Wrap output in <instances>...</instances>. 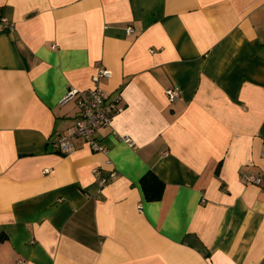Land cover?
<instances>
[{"label": "crops", "instance_id": "1", "mask_svg": "<svg viewBox=\"0 0 264 264\" xmlns=\"http://www.w3.org/2000/svg\"><path fill=\"white\" fill-rule=\"evenodd\" d=\"M0 7V264H264V0ZM100 65L121 95L95 130L106 150L77 136L61 153L80 115L66 93ZM150 170L162 199L143 193Z\"/></svg>", "mask_w": 264, "mask_h": 264}, {"label": "built area", "instance_id": "2", "mask_svg": "<svg viewBox=\"0 0 264 264\" xmlns=\"http://www.w3.org/2000/svg\"><path fill=\"white\" fill-rule=\"evenodd\" d=\"M14 29V24L11 20L7 19L6 16L2 14L0 7V33L1 31H10ZM132 27H128L127 31L130 33L132 31ZM153 51V49H151ZM98 70L93 76L94 86L78 90L72 88L69 90L67 95L64 98V101H68L70 99L75 98L78 102V106L80 107V115L76 118V122L74 125L68 127L65 131L60 133L55 139V145L57 150L61 153L67 154L70 153L75 145L74 139L77 136H83L87 138L90 142L91 146L96 150H106L105 146L101 144V141L95 138V130L109 126L112 122L113 114L119 110L118 103L121 99V95L117 92V94L112 97L107 96L102 89L99 87L101 79L108 78L112 75V70L108 67H104V65L97 66ZM167 94L170 100H176L180 92L176 88L167 89ZM125 142L129 144H133V140L130 136H123ZM264 150V149H263ZM264 155V151H263ZM95 172H99L96 168ZM244 178L247 181H253L260 183L262 178L260 176H256L252 173H244ZM118 177V172L116 170L110 171L107 176L102 177L99 182L102 186L110 182V180H115Z\"/></svg>", "mask_w": 264, "mask_h": 264}, {"label": "trees", "instance_id": "3", "mask_svg": "<svg viewBox=\"0 0 264 264\" xmlns=\"http://www.w3.org/2000/svg\"><path fill=\"white\" fill-rule=\"evenodd\" d=\"M140 180L146 199H162L165 182L160 180V177L154 171H148Z\"/></svg>", "mask_w": 264, "mask_h": 264}]
</instances>
